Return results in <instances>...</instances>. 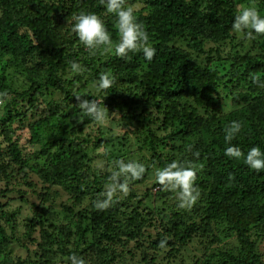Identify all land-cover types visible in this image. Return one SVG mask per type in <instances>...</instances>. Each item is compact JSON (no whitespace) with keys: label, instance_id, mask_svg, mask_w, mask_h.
I'll return each mask as SVG.
<instances>
[{"label":"trees","instance_id":"1","mask_svg":"<svg viewBox=\"0 0 264 264\" xmlns=\"http://www.w3.org/2000/svg\"><path fill=\"white\" fill-rule=\"evenodd\" d=\"M128 2L139 8L136 15L156 48L151 62L142 52L125 59L112 50L90 55L80 44L69 21L81 11L100 16L118 40L116 18L99 0H0V93L8 94L0 105V264H11L7 250L20 241L8 228L16 232L22 212L2 202L11 194L28 204L29 237L42 233L37 252L25 248L28 264H58L72 254L86 264H118L131 253L117 255L119 245L145 243L159 253L164 239L163 264H177L200 231L202 255L180 264H264V171L224 155V128L233 120L243 128L232 145L245 154L253 146L264 151V88L250 79L256 74L264 81V36L249 40L232 30L238 7L254 3L264 16V0ZM70 61L85 71L72 73ZM102 71L115 77L106 91L95 83ZM75 95L118 110L137 134L139 151L112 130L95 129L81 116ZM24 129L26 145L15 137ZM140 152L147 153L139 161L147 167L144 177L131 182L129 194L113 207L95 210L92 202L113 162L134 160ZM100 159L106 171L95 169ZM172 160L205 166L196 181L201 197L191 211L178 210L175 193L156 183L139 190L153 166ZM149 248L141 264H161L158 256L147 257Z\"/></svg>","mask_w":264,"mask_h":264},{"label":"clouds","instance_id":"2","mask_svg":"<svg viewBox=\"0 0 264 264\" xmlns=\"http://www.w3.org/2000/svg\"><path fill=\"white\" fill-rule=\"evenodd\" d=\"M105 7L106 13L115 16V29L118 32V40L113 41L104 21L95 13L79 12L72 16L71 31L76 35L90 55H96L101 49L112 50L114 55L120 59L128 57L129 53L142 52L144 59L151 62L156 55V48L150 42L149 33L143 23L139 21L136 13L139 8L135 4H129L128 0H99ZM234 33L244 34L249 40L264 36V16L259 8L251 3L248 6H240L232 23ZM70 71L74 74H82L85 68L77 61H70ZM253 84L264 88V81L256 74H250ZM98 90L106 91L115 83V77L111 72L102 71L95 82ZM75 99L81 109V116L88 117L98 125H103L108 117L107 107H101L102 101L97 99L89 100L85 96L75 95ZM8 100L7 92L0 93V105ZM243 124L239 120H233L224 128V141L226 147L224 155L236 160H243L244 165L256 173L264 171V151L259 146L251 147L245 154L239 147L232 145V141L242 131ZM192 151V146H188ZM193 156L199 160L200 153L194 152ZM203 163L194 161L172 160L164 167L153 166L152 176L154 182L165 192L175 193L177 209L191 211L200 200L201 192L196 186L198 172L204 169ZM147 171V167L137 161L118 159L113 162L110 168L108 181L104 190L97 195L92 206L97 211H106L113 207L122 197L130 192V183L141 180ZM235 177L229 174V180ZM167 239L161 240L158 247L166 249ZM67 264H86V261L72 254L67 257Z\"/></svg>","mask_w":264,"mask_h":264},{"label":"rangeland","instance_id":"3","mask_svg":"<svg viewBox=\"0 0 264 264\" xmlns=\"http://www.w3.org/2000/svg\"><path fill=\"white\" fill-rule=\"evenodd\" d=\"M108 109V117L107 120L105 121V123L103 125H98L95 124V129L98 130H112L113 132V136H119L120 138H122V140H126L127 141V147L131 149V151H139V146L136 144L137 142V134L133 133V128H129L127 129L125 127V120H123V116L121 114H119L118 110H113L111 108V106H105ZM129 130V131H128ZM29 129H24V130H18L17 131V136L15 135V137L20 140V142L23 143V145H26L27 141H26V137H28V133ZM100 148L104 149L102 146H100ZM28 150V149H27ZM146 156L147 157V153L144 152L143 154L140 152L139 156L138 154H134L132 156V159L134 160H138L141 161V158ZM143 160V159H142ZM106 163H103V160L100 159L98 161L95 162V169H100L102 171H106L105 169ZM154 179L153 176L152 178L147 181L146 183H144L143 185L139 186V190L141 192L146 191L147 188H150L153 186L154 184ZM3 188V184H0V190ZM28 197V196H27ZM68 199V196H63L62 199H60V201L62 203L66 202ZM12 200V201H10ZM30 202L35 201V198L30 197ZM59 201V203H60ZM2 202L8 203L10 204L9 206V211H17V210H21L22 212V217L18 218V221H16L15 223V233H12V230L10 228H8V233L10 236H15L16 239H19V242H14L12 243L11 248H9L7 250V253L9 254L10 257V263L11 264H28V262H26L27 260V252L25 250V248H30L31 251H38V246L42 243L41 239L42 238V233L40 231V229H38L37 231L33 232L32 237H29L30 235H28L30 233V231H27L28 229L25 226V220L24 218L27 212V208H28V204L22 200H20L19 198L17 199V195L16 194H11L9 196V200H7L6 198L3 199ZM20 214V213H19ZM33 230V229H31ZM27 232H29L27 234ZM152 235H155V238L158 236V233L156 232L154 234L153 231H151ZM205 237V235H204ZM203 231L198 232L197 234L194 235V238L192 241L189 242V244L187 246H185L182 250V255L183 257L180 259L179 263L180 264L181 261L186 260L187 263H192L193 257L194 256H198L200 257V255H202L203 253V248L201 243L203 242ZM34 240H36L35 242H33ZM28 246V247H27ZM260 249L261 251L264 253V241H262L260 243ZM144 247H147V245L142 244H137L135 242H132L131 244H129V247L124 248L123 245H119L118 247H116V252L117 255L122 254V253H128L131 252L129 255H125L123 257H121L119 259V261H117L118 264H141V260L143 258V250ZM150 250V254L147 255V257L149 259H153L156 256L159 257L161 264H163V259L167 258V254L166 252H164V249H160L161 251L158 253V251L153 252L152 247L149 248ZM34 256V254H33ZM180 258V255H179ZM98 259V258H97ZM95 258V261L97 260ZM165 264H170L169 262H164ZM58 264H67V261H59ZM159 264V263H156Z\"/></svg>","mask_w":264,"mask_h":264}]
</instances>
